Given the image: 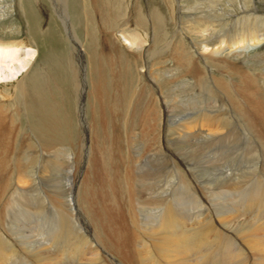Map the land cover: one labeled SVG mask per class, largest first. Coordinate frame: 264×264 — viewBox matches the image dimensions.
Returning <instances> with one entry per match:
<instances>
[{"label": "rangeland", "instance_id": "374dc122", "mask_svg": "<svg viewBox=\"0 0 264 264\" xmlns=\"http://www.w3.org/2000/svg\"><path fill=\"white\" fill-rule=\"evenodd\" d=\"M113 1L117 3H114ZM211 1H214V0H211ZM91 2L93 3V0H69V3H70L69 8H70L71 16L73 17L72 20L73 22L75 21L74 26L76 28V32L78 33L80 40L83 41L84 47L85 46L87 47L86 44H87L88 30L90 31V33H92L91 35L97 36V37H94L95 39L97 38L96 42H95V39L92 40V51L94 50L96 51V48H97L96 43L100 41L98 40L100 39L99 29L102 28L103 26L105 27L106 21L108 22V17L110 15V13L108 14V10L113 9L115 5L119 3V0H102V1L97 0L96 7H98V11L101 9L99 13L96 12L97 10L95 11L96 8H94L95 6L93 7L94 3L92 4ZM103 3L106 4L105 5L106 9ZM111 3L115 5H112ZM202 4L201 3L198 4V0H181L180 2L179 0H123L121 3V7L119 6L120 10L122 11V12L121 11L118 12L119 14L117 17L118 18L117 21L119 22L115 27L110 29L109 31L110 33L115 32L114 34H119L120 32H125L127 34H134L136 32L135 34H139V36L141 35L140 37L141 40H148L149 43L147 42L146 44L149 45L151 43V41H149L150 40L149 38L151 35H153L152 29L154 28V25H156V22H157L155 17H154L155 21L152 19L153 20L152 22V20L149 18V14L150 16H152L154 10H159L158 13H160L161 17L163 18L162 20L164 24L163 25L164 36L162 38H159L157 36L159 32L158 30H156L155 33H156L157 42L155 43L153 41L155 43V44L153 43L152 45L153 50L148 52L146 56L143 53H140V55L138 56L137 58V62L139 60L138 66L141 72L142 70L144 71L141 74L142 76L138 75V72H137L138 68H136L138 66L132 65L131 66L132 68H131L127 65L126 59H128V56L126 52L119 54L117 61L114 62L115 65L112 71H111L112 66H109L110 69H108L107 67V65L109 64L108 62H106L105 65H102L101 71L103 72V78H104L102 79L104 80V86H103L104 87V97H105L104 101H105L106 106L103 105L104 108L101 109V107H99L100 103L98 102L97 97L92 98L91 96L90 97L88 96V99L86 102V120H87L89 129H90L89 130V132L91 133L90 139L93 143L94 151L96 152V155L98 154V156H96V160L98 158L97 161L99 162V169H100L99 171H97L96 168L93 170L94 168L93 167L91 171L90 170L88 171L87 181L90 184V189H88V191H86L85 193L86 201H87L86 203L88 205V202H89L88 199L90 197L89 195L92 194L93 190H95L94 192L97 191L98 197H99L98 202H99V207H100V214L104 218L103 221H105L106 225L108 224L111 230H113L115 226L116 228H118V225H120L121 223L126 225L125 222L127 220L129 221V218H130L131 210H129L130 208L129 204H131V198L128 197L129 196L128 193L125 192L124 194L123 192V189L125 190L126 188L122 180V171L124 170V168H126V165L124 162L126 161L127 164H131L133 163V158H135V161L133 164H135L136 162V164L138 165L140 164L139 162H141V160L144 157L145 158L147 157V161H150L153 164V165L151 164V166L156 167V169L153 168L152 170V169H149L148 166L145 167L143 165H141V168L140 167L139 168H140V171L142 172L143 171L147 172L150 170V172L153 174L151 175L152 178H154L155 176L154 180H152V182L155 183V186L153 184V187H152V189L154 188L153 190L155 192L151 190L153 191L154 194L151 193V191H148L146 187L139 188L140 194L138 197H136L137 200H135V204L132 207L133 211H135L136 209L137 212L139 211L138 213L140 215L144 216V214H146L145 210L148 208L147 203L150 202L151 195H157L158 193L159 196L161 195L158 199L161 200L162 203H164L165 207L169 208L172 206L174 207L175 211L179 209V211L180 210L183 211L185 217H189V218H191L195 214H200V217H203L202 219L205 224L210 223L211 225H213V227L218 232L225 234L227 238L232 240L231 242L234 243V245L232 246L233 250L239 247L238 249L242 251L241 256L239 258L240 260L242 258V261H240V263L238 262L239 264H254V262H258V261H261L264 264V255H261L256 252H255L256 254L254 252H251L246 247V244L243 242L244 241V239H242L243 237L241 236V240L239 239L241 235V233L239 232L241 229V226L244 223H248V221H251V220H252L251 223L260 224L262 226V224H264V216H263L264 214L261 213L262 215H259V218L258 216H253V215L251 218V215L249 214H248L249 216L246 215V217L241 218L240 214H237V216H235L234 221L233 220L230 221V224L223 223L221 220H219V219L224 218L222 217V215H224L223 213L226 214L229 212L228 210L229 208H226L223 202L220 201V197L221 198L223 196L225 197L226 193L221 194L220 197L218 196V193L221 192L222 190V187H221L222 184L220 183H223V181L220 182L221 176H222V179L224 178L223 175L225 174L228 177L229 173H231L230 171L228 173V170L230 169L235 170V169L242 168L246 170V171H243L245 172L246 176L251 177L253 175L252 176L253 178L251 177V180L250 179L248 180L250 182H246L244 187H242L241 192L242 191L252 192V190L254 189L253 187L257 186L258 184L257 180L260 182H262L263 180L262 184L264 186V177H263L264 176V155L263 153H261V150L258 146L259 140L256 137V135L252 132V130L249 129V127L247 128V124L243 120L242 116H240V114L238 115V113L240 112L235 107L236 104L232 102L233 100H229L231 98H229L230 97L229 95H227L229 97L226 96V94L228 93V91H226L227 88L224 89L223 87L226 83H230L231 86L233 85V86L239 87V85L241 84V77L235 75L231 69L225 67L224 65L223 66L218 65L216 67L215 66L216 64H214L213 62H210L209 60L207 62H204L205 64H202L203 62L199 63L200 64L199 66L203 71V76L201 75L202 80L200 79L201 81L198 79L189 80L187 78H184L185 76L184 72L179 71L178 73V71L177 70L174 71L173 68L167 69L168 71L173 72V73L167 74L166 71L161 68L165 66L166 61H170V59H168L167 57L170 56L171 52L173 53V49L175 48L181 49V47L183 48L182 42L187 46L188 50H190L193 54L197 52L198 49H200L198 52L201 51V46H198V43H197L198 41L196 40L198 38V35L195 34L194 36V34L192 35L189 32V30H186V27H188L189 24H188V21L186 20L187 19L186 17L179 15L178 13L179 5L180 7L182 6L181 11L185 13L186 15L193 13L197 17L202 16V17H208L209 19H212L213 21L216 20L218 21V24H214V25L217 26L218 28H220L219 26L221 23L226 22V28L222 29V33H225V31H228V32L235 31V33L237 34L238 33L237 31H239L242 27V23L241 21L239 23H235V21L239 20L235 18L236 15H238L239 17H243L244 16L243 14L245 12H252L254 10L256 12L257 11L256 8H258L261 11V13L255 14V17L262 16V14L264 13V0H215L212 7H211V2H207L206 4L203 2ZM109 6L111 8H109ZM0 7L3 8L2 11H5L4 13L1 14L2 18H0L1 19L0 20V38L5 39V40H12V39L26 40L27 42H29V45H31L32 47L38 48L39 55H38L36 62L34 63L33 70L36 71V74L39 77H42L41 73H46L45 75L47 76V78L50 80V83H51L49 84V87L46 86L45 88H43L45 89V96H43L42 98H43V103L45 104L46 107L43 104L41 109H39V111L43 113L40 115H36L35 118L33 117L34 119L30 115H25V116L22 115L21 118L18 119V120L21 119L22 123L21 125H19L20 128L17 131L16 138L22 141L24 138L25 139L23 141L24 153L33 154V163L31 164V167H29L32 169L29 170L28 168L29 170L28 173L31 177H33L37 181V186L36 188H34V190H32L33 188L31 189L32 186L30 185L31 181L23 179L22 180L23 185L17 184L18 189L27 190L23 193L22 196H20V193L13 194V191H10L8 195L9 197H8L7 196L8 189L6 188L3 191V193H0V196H1L0 197V213H4V218L3 217L1 218L2 223L0 224V228H1L0 238L4 241L3 243L4 245L2 246V248L4 250H9V251L14 250L18 255H21L20 253L28 252V250L26 249H29V250L32 249L35 251H40V250L43 251V247L48 245L47 239L49 237L43 234V231L47 232V229L51 226L53 222V220L51 221V218H50L52 215V211L49 210L50 208L47 204L43 207V204L37 202V194L44 193V195H47V192H48L47 188H48L49 183H48V179H44V177H50L49 179L52 178L53 180L55 178H60V184L65 183V185L68 184V180H71V181L73 180L74 182V180L77 179V174L75 171L80 169L81 165L79 166L78 162L81 164L82 154H83L82 148H81L82 126H81V118H80L79 110H78L79 105H78V99H77V91L75 87V79L73 76V71L70 66L71 65V61H70L71 60L70 59L71 44L69 43V39H68L69 36L67 35L68 33L66 31L64 23L60 19V16L58 15V10L54 8L53 1L51 0H0ZM192 7H194L195 12L191 10ZM102 8L104 10H102ZM87 16H88V19L86 18ZM181 17L185 18V22H183L184 24L181 23L182 24L181 26L182 27L185 26V27L182 28L183 29L182 31H178V25L180 23L179 22L180 19L181 21L184 20V18L182 19ZM131 19H133L132 27L129 24H127V22H130ZM140 19L142 21H140ZM245 19L249 20V18L247 17ZM100 20H102V23H100L101 22ZM253 22L255 23V21ZM93 33H97V34L94 35ZM174 37H175V41H174L175 44L173 43L171 46L167 47V44H171V41H173ZM214 44H217V43L213 42L211 43V46L209 47L212 48ZM111 47H113V49H116V50L118 49L121 50L119 43L116 41L111 43ZM86 49H89V48L87 47ZM185 49L186 47L184 48V50ZM173 55L174 53L172 54L171 58L173 57ZM262 55H264V45H261L258 48L254 47L252 52H250V55L246 54L245 56L240 57L239 59L233 58L234 59L233 62L237 63L241 67H244L249 74L251 73V75L254 76V78L256 77L255 80L253 79V81L255 82L253 83V86L255 85L257 89H261L264 91V59H262L264 58V56ZM84 61H85L84 73L86 74L85 76L86 79H88L89 78V67H88V63L86 62L87 58L84 59ZM167 63L168 62H166V64ZM96 65L98 64L96 63ZM94 67L96 69V66ZM152 69L153 70L155 69V70L153 71ZM206 71L208 75L206 74ZM204 72L206 75H204ZM182 73L184 74V76H182L183 75ZM211 78L214 80L216 84L218 83V85H220V88H216ZM146 80L147 82H149L150 80V82H153L152 84L157 87L158 90L156 91L159 93H157L156 98L151 94V88L148 86L150 83L146 84L147 83V82L145 83ZM170 81H172L171 84L170 83L168 84V82ZM174 81L176 83H173ZM41 83L43 82L41 81ZM196 83H198L197 87H196ZM167 84L169 85L168 87H167ZM90 86H91V80L89 82V88ZM221 86L223 87V89ZM39 88L42 89L41 85H39ZM91 88H90V91H93L91 90ZM115 88L117 89V92L115 91ZM107 92H108V95L106 94ZM136 92H137V95H136ZM221 93H223V95ZM120 94L126 100L122 102L121 104V100L120 102H118V99H117L115 103V98H117V96ZM134 94L136 96H134ZM133 96H134V99H132ZM208 96L209 98H207ZM94 98H96V100ZM199 98H201V100ZM196 99L197 101H195ZM130 100H133V101H130ZM213 101L214 102L216 101L218 104L214 103ZM130 102H131V105H130ZM182 103H184V105H182ZM128 105H130V107ZM233 106L235 109L233 108ZM205 109H207L209 112H212V113L214 112L215 114H221V115L222 113L223 115L225 114L223 118H226L227 120L229 119V122L231 123L226 121L228 125H226L224 129H221L219 131H216L215 129V131L217 132L216 134L220 135V138L223 139V142L220 143L219 147H212L210 149L206 148V150L204 149L205 151L203 153L208 154V155L206 159L204 158L201 160V159H197L196 156L193 155V148H192L193 146H191L193 145L191 143L192 139H190L189 137L187 139H184L185 134H182L181 131L179 130V127L177 126H178V122H180V120L186 117H189L196 113L202 114L203 112H208ZM218 109H219V112H217ZM202 115L204 116L205 113H203ZM126 116H128V121H125V119L127 118ZM233 125L235 126L234 127L235 130L233 128ZM236 128H239V129H236ZM248 129H249V132H248ZM234 131L235 133H233ZM30 134L33 135L34 141H30V136H31ZM37 134L40 135L41 140L37 137ZM251 134L253 135V137ZM23 135H26V136H23ZM41 135L44 138H42ZM27 136L28 138H26ZM203 136L206 137V135H203ZM231 137L233 139L235 138V140L232 141ZM36 138L38 141H36ZM207 139L210 140V138L199 137L195 139L194 142L198 143L197 147H199V145H201ZM41 141L43 142V144L41 143ZM225 141H227L226 144L229 143L227 146L225 144ZM231 142H234V143H231ZM235 142H237V144ZM173 143H175L176 145L175 144L173 145ZM249 143L251 144L249 145ZM19 144L21 143H16L15 147H18ZM230 144L231 145L233 144V145L231 146ZM174 147H176L177 149ZM197 147L196 149H198ZM252 147L254 150L252 149ZM41 148H43L44 154L46 152H53L54 154L56 150L61 149L62 153L59 152L58 154L59 156H57L56 158L57 160H61V162L64 159L63 161L65 162V165H64V168L60 172L55 173L53 170L49 171L48 169H46L48 171H45V172L43 170L41 171L39 170L42 165V160L40 157H38L39 155H36L34 157V153L36 151L41 153L42 151ZM217 149L221 150L220 151L221 154L218 152V157H216L217 154L213 153L215 151H218ZM249 154L253 156H250ZM50 157H52V155H50ZM83 157H84V154H83ZM129 157L131 160L129 159ZM242 157L244 159H242ZM19 158L20 160L25 161L26 155L22 153ZM212 158H216L215 161H213L217 165L216 167L210 166L211 163L207 164L206 162V161H209L210 159L212 160ZM252 158H253V161L256 160L257 162L255 161L254 163L252 161ZM129 160L131 162H129ZM52 161H53V158H52ZM250 162H252L254 165L257 163L256 165L258 166L256 165L252 166ZM141 164H144V162ZM19 165L21 164L19 163ZM165 165H167L166 168H165ZM208 165L210 166V168ZM218 165L219 166L222 165L224 167H219ZM259 166L261 169L259 168ZM209 169H214V170L208 171ZM247 169H250V175ZM257 169H260V170H257ZM257 171H258V174H257ZM204 172L206 173L203 174ZM253 172L254 174L256 172L255 176L254 174H251ZM243 174L239 172L237 173V175H242V176ZM132 175H133V172H132ZM183 176L185 177L183 178ZM186 176L188 178H186ZM194 176L196 177V179H194L195 178ZM260 176L263 179H261ZM167 177H171V178H167ZM168 179L170 180L167 181ZM216 179H220V180L217 181ZM147 180L149 181L150 179H147ZM147 180L145 181V183L148 182ZM245 181L247 180H244V182ZM169 182H172V184ZM184 182L185 184L183 185ZM241 182H242L241 179H239L238 181H236V183L232 184V186H230L229 189L238 188V185H240ZM19 183H21V181ZM115 183L117 185H115ZM130 183H132V179H130L129 185H131ZM156 183H157V187H156ZM139 185L140 184H138V186ZM114 186L117 188L119 187V188L114 189ZM51 187H52V183H51ZM82 188L83 187H81L82 193L80 195L85 197ZM110 188H112V190ZM248 189L249 190L251 189V191H249ZM191 191H194V193ZM99 192L102 194V196L103 194H105L104 195L105 197L102 198ZM11 196H13V200L16 201L15 202L16 204L10 203L9 198ZM125 196H126L127 201L124 199ZM179 196H181V198ZM236 196L238 195L236 194ZM226 197H230V195L228 194ZM101 198L104 200L101 201L100 200ZM242 198L245 199L246 197H242ZM242 198L238 197L236 198L234 203L230 202V205H233L232 210L234 212L236 211V209L234 208H237L238 203L239 202L242 203V201H244L242 200ZM231 200L232 201L234 200L233 197L231 198ZM79 201H77V203L80 206L81 201L80 202ZM5 203L8 204L9 206L6 205ZM235 203L237 205H235ZM192 204H195V205L199 204V205H197L196 207L195 205H192ZM40 205H42L43 209H41ZM168 205H171V206H168ZM240 205H243V204H240ZM216 207L219 208L221 211H219L218 209H213ZM242 208L243 207H240L241 210ZM219 216H221V218ZM236 217L237 218L240 217L241 218L240 220L242 221V223L239 221V219L237 220ZM215 218H217L216 220L218 222L214 221ZM86 221L92 227L93 222H91L89 219L87 220L86 218L85 221L83 222L86 225H87ZM237 223L241 225L240 228H237V225H236ZM44 224H47V226H44ZM218 225H220V227ZM4 227H6V229ZM75 227L77 229H80V227L77 226L76 224H75ZM82 228L84 231L82 229L80 230H82V234L84 238L87 239L88 243H90L88 248L93 247L92 249L97 251L98 250L97 244L93 242V239L91 238L92 236H90V234L87 235L88 230L86 229V226L84 224H82ZM92 229L94 230V235L98 236L99 240L103 243V246L105 247V249H108V251L111 252L113 257L117 259V261L124 262L118 256H116L111 250L109 244L107 243L105 233L101 231L100 229H97L95 224H93ZM130 229L131 231L133 230L131 227ZM228 232H230V234ZM237 232H239L238 234L240 235H236ZM232 233L233 234L235 233V234L233 235ZM7 234H10V236ZM13 235H15L16 237ZM24 235H27V236H24ZM8 237H11L12 239ZM24 240L25 241L27 240V243H25ZM28 240H31L32 242ZM237 241H240V242H237ZM35 242L36 243L38 242L37 248H36ZM235 243H238V244L236 245ZM9 247H11V249H8ZM61 247L63 248V244H57L55 249L52 250L50 254L52 255L54 254L53 255L54 257L61 256L62 255ZM233 250H231V252H233ZM218 252L222 253V248L218 250ZM209 257L211 258V255ZM191 258H194V257L191 256ZM211 259L212 261L221 262L220 264H228V263L231 264L229 261L224 262L222 257L214 256V258L212 257ZM67 262L68 261H63V263H67ZM57 263L60 264L59 262ZM68 264H72V263L68 262ZM234 264H237V262H235Z\"/></svg>", "mask_w": 264, "mask_h": 264}, {"label": "bare ground", "instance_id": "6f19581e", "mask_svg": "<svg viewBox=\"0 0 264 264\" xmlns=\"http://www.w3.org/2000/svg\"><path fill=\"white\" fill-rule=\"evenodd\" d=\"M51 1H53V3H54V8L56 10H58V15L60 16V19L64 23V26H65L66 31L68 33L67 35L69 36L68 37L69 43L71 44V54H70L71 65L70 66H71V69L73 71V76L75 79V87H76V91H77V99H78V105H79L78 110H79V115L81 118V126H82L81 148H82V153L84 154V157L82 154V162L80 161L81 164L78 162L79 166L81 165L80 169L79 170L75 169L76 170L75 172L77 174V179H75L74 182H73V180L72 181L68 180V184L65 185V183L60 184V178H55L53 180L52 178L49 179L50 177H44V179H48V183H49L48 188H47L48 192L46 191L47 195H44V193L37 194V202L43 204V207L47 204L50 208L49 210L52 211V215L50 218H51V221L53 220V222H52L51 226L47 229V232L43 231V234H45L46 236H48L50 238V239L49 238L47 239L48 245L43 247V251L42 250L35 251L32 249L31 250L26 249V250H28V252L20 253L21 255H18L14 250H10V251L4 250L2 248V246L4 245L3 244L4 241L0 238V264H14V263H16V264L17 263L18 264H42V263L43 264H53V263L58 264L57 262H59L60 264H68V262H70L72 264H125V263L126 264H220L221 262L212 261L211 258L212 257L214 258V256L222 257L224 262L229 261L231 264H234L235 262H237V264H239L240 261H242V258H241V260L239 259L241 256V252H242L241 250L238 249L239 247L237 249L233 250L232 246L234 245V243L231 242L232 240L227 238V236L225 234L218 232L213 227V225H211L210 223L205 224L203 219H202L203 217H200V214L194 213L195 215L191 217L193 219H191L189 217H185L183 211H181V210L179 211V209L175 211L174 207L171 206L172 204L168 205V206H171L172 208L171 207H169V208L165 207L164 203H162L161 200L158 199L161 196V195L159 196L158 193H157L158 196L157 195H151L150 202L147 203L148 205L146 204L148 208L145 210L146 214H144V216L140 215L138 213L139 211L137 212L136 209H135L136 212L133 211L132 207L135 204V200H137L136 197H138L140 194L139 188L146 187L148 191H151L154 189V188L152 189L153 184L155 186V183L152 182V180H154L155 176H154V178H152L151 175H153V174L150 172V170L147 172L140 171L141 165H143L145 167L148 166V168L152 169V170H153V168L156 169V167L151 166L152 163L150 161H147V157L146 158L144 157L141 160V162H139L140 164H138V165L136 164V162H135V164H133L135 161V158H133V163H131L133 165L127 164L126 161L124 162L126 165V168H124V170L122 171V180H123L126 188H125V190L123 189V192H124V194H125V192L128 193V195H129L128 197L131 198V204H129L130 205L129 210H131L130 211V218H129V221L127 220L125 222L126 225L121 223L120 225H118V228H116V226H115L116 224H115L114 225L115 227L113 228V230L110 229L108 224L106 225L105 221H103L104 218L100 214V207H99V202H98L99 197H98L97 191L94 192L95 190H93L92 194L89 195L90 197L88 199L89 202L87 205L85 193H86V191H88V189H90V184L87 181L88 171L89 170L91 171L93 167H94L93 170L95 168L97 171L100 170L99 169V162L97 161L98 158L96 160V156H98V154L96 155V152L94 151V146H93V143L90 139L91 138L90 137L91 133L89 132L90 129H89V126H88L87 120H86V102H87L88 96L89 97L91 96L92 98L97 97V100L100 103L99 107H101V109L104 108L103 105H105V101H104L105 97H104V87H103L104 86V80H103L104 78H103V72L101 71L102 65H105V63L108 62L109 64L107 65V67H108V69H110L109 66H112L111 67V71H112L113 67L115 65L114 62L117 61L119 54L126 52L127 56H128V59H126L127 65L129 67H131L132 65L138 66L139 60L137 62V58L140 55V53H143L146 56V54L148 52L153 50V48H152L153 43L157 42L155 31L158 30L159 34L157 36L159 38H162L164 36V32H163V25L164 24H163V20H162L163 18L161 17V14L158 13L159 10H154L152 16H150V14H149V18L151 20L152 19L154 20L156 18V21H157L156 25H154V28L152 27L153 28L152 29L153 35H151L149 38L150 39L149 41H151V43L149 45L146 44L148 42V40H141L140 39L141 35L139 36V34H135L136 32L135 33L133 32L134 34H127L125 32H120L119 34H114L115 32L110 33L109 32L110 29L115 27L119 22V21H117L118 20L117 17L119 14L118 12L121 11L119 6L121 7V3L123 0H121V1L119 0V3L117 5L112 4L113 2L117 3L115 1H113L111 4L115 5V7L113 8V6H112L113 9L108 10V14L110 13V15L108 17V22L106 21L105 27L103 26L102 28L99 29L100 30V34H99L100 39H98V40H100V41H98L96 43L97 44L96 51L95 50L92 51V40L95 39L94 37H97V36L91 35L92 33H90V31L88 30V32H87V44L86 45L89 49H86L87 47L86 46L84 47L83 41L80 40L78 33L76 32V28L74 26L75 21L73 22V20H72L73 17L71 16V13H70L69 0H51ZM180 1L181 0H179V2ZM203 2L205 4L207 2H211V7H212L215 0L214 1L198 0V4H200V3L202 4ZM93 3H94L93 7L95 6L94 8H96L95 11L97 10L96 12L99 13L101 9L98 11V7H96L97 6L96 5L97 0H93ZM105 5L106 4H104V7H105ZM11 8H12V6H11ZM109 8H111V7L109 6ZM105 9H106V7H105ZM2 10H3V8L0 7V18H2L1 14L5 12ZM102 10H104V9L102 8ZM181 10H182V6L180 7V5H179V10H178L179 15L186 17L187 18L186 20L188 21V24H189V26L186 27V30H189V32L192 35L194 34V36H195V34L198 35V38L196 40L198 41L197 42L198 46H201V51L198 52L200 49L197 48L198 51L193 54L190 50H188L187 46L182 42L183 48L181 47V49H178V48L173 49V53H174L173 57L171 58V56L173 54L171 52L170 56L167 57L168 59H170V61H166L168 63L166 64V62H165V66L161 67V68L164 69L167 74L173 73L172 71L167 70V69L173 68L174 71L177 70L178 73H179V71L184 72L185 76L182 73L183 74L182 76H184V78H187L189 80H194V79H198V80L201 79L202 80L201 75L203 76V71L200 68L199 63L203 62L202 64H205L204 62H207L209 60L210 62H213L214 64H216L215 65L216 67L218 65H222V66L224 65L225 67L231 69L235 75L241 77V84L239 85V87H236L233 85L231 86L230 83H226L223 86L224 89L227 88L226 91H228V93L226 92L227 94L226 93L225 94H226V96L227 95L230 96V97L229 96H227V97L231 98L229 100H233L232 102L236 104L235 107L240 112V113H238V115L240 114V116H242L243 120L247 124V128L249 127V129H251L252 132L258 138V140H259L258 146L261 150V153H263V155H264V91L261 89H257V87H255V85L253 86V83H255L253 81V79L255 80L256 77L254 78V76L251 75V73L249 74L244 67H241L237 63L233 62V60H234L233 58L239 59L240 57H243L246 54L250 55V52H252L254 47L258 48L259 46L264 45V13L260 17L256 16L257 17L256 18L255 14L261 13V11L258 8H256V10H257L256 12H255V10L252 12H245L243 14L244 15L243 17H239L238 15H236L235 18H237L239 20L235 21V23H239L240 21L242 23L241 29L239 31H237L238 33L236 34L235 31H233V32L225 31V33H222V29L226 28V22L221 23L220 26L218 25L220 27V28H218L217 26L214 25V24H218V21H216V20L213 21L212 19H209L208 17H202V16L197 17L193 13L186 15ZM191 10L194 11L195 10L194 7H192ZM88 16L86 17L87 19H88ZM180 16H178V17H180ZM3 17H4V15H3ZM246 17L249 18V20L245 19ZM121 18H123V17H121ZM153 20H152V22H153ZM252 20L255 21V23ZM100 21H101L100 23H102V20H100ZM132 21H133V19H131L130 22H127V24H129L131 27L133 26ZM140 21H142V20L140 19ZM179 22L180 23L178 25V31H182L183 30L182 28H184L185 26L182 27L181 23L185 22V18L183 21H181V19H180ZM140 26H142V25H140ZM217 28H218V30H217ZM11 33H13V32H11ZM128 33H129V31H128ZM93 34L96 35L97 33H93ZM99 36H98V38H99ZM96 39H95V42H96ZM114 41L119 43V46L121 49V50L118 49L119 52H118V50L113 49V47H111V43H113ZM174 41H175V37H174L173 41H171V44H167V47L171 46L173 43L175 44ZM194 41H195V39H194ZM213 42H215L217 44H214L213 47L210 48L209 46H211V43H213ZM93 44H95V43H93ZM176 47H177V45H176ZM185 47H186V49L184 50ZM195 47H196V45H195ZM156 54H154V55H156ZM38 55H39L38 48L32 47L31 45H29V42H27L26 40H18V39L5 40V39L0 38V193H3V191L6 188V189H8L7 196L9 195L10 191H13V194L14 193H18V194L20 193V196H22L23 193L25 191H27L25 189H18L17 188V186L19 184L23 185L22 184L23 179L31 181L30 185L32 187L31 186L30 187H31V189L33 188L32 190H34V188H36V186H37V181L33 177H31L28 173L29 170L32 169L29 167H31V164L33 163V154L24 153L23 141L25 139L23 138V141L18 140V138H16V135H17V131L20 128L19 125H21V123H22L21 119L20 120H18V119L21 118L22 115H24V116L30 115V116H32V118L33 117L35 118L36 115H40L43 113V112L39 111V109H41V107L44 104L42 97L45 96V89H43V88H45L46 86L49 87V84H51L50 80L45 75L46 73H41L42 77H39L36 74V71L33 70L34 63L36 62ZM262 56H264V55H262ZM259 57H261V56H259ZM86 58H87L86 62L88 63V67H89V78L88 79H86V77H85L86 74L84 73V68H85L84 59H86ZM262 59H264V58H262ZM96 63L98 65H96ZM94 66H96V69ZM136 68H138V70H137L138 75L142 76L141 74L144 71L142 70V72H141L139 66ZM97 69H99V70H97ZM206 74L208 75L207 71H206ZM206 74L204 72V75H206ZM211 79H209V80H211ZM90 80H91L90 88L92 87L91 90H93V91H90V88H89ZM176 80H178V79H176ZM41 81L43 83H41ZM172 81L168 82V84L169 83L171 84ZM146 82H147V80L145 81V83ZM212 82L216 86V88H220V85H218V83L216 84L213 79H212ZM152 83L153 82H150V80H149V82H147L146 84H149L148 86L151 88V94L156 98L157 93H159V92L156 91L158 89ZM173 83H176V82L174 81ZM154 84H156V83H154ZM168 84H167V87L169 86ZM197 84L198 83H196V87L198 86ZM39 85H41L42 89L39 88ZM157 86H158V84H157ZM257 86H258V84H257ZM223 87H222V89H223ZM220 90H219V92H220ZM113 91H114V89H113ZM115 91L117 92L116 88H115ZM93 92H94V94H93ZM137 92H136V95H137ZM123 93H124V91H123ZM223 93H221V94L223 95ZM106 94L108 95V92ZM136 95L134 94V96H136ZM134 96L132 99H134ZM209 96H210V94H209ZM209 96L207 98H209ZM94 99L96 100V98H94ZM117 99H118V102H120V100H121V104H122V102H124L126 100L125 98H123V96L121 94L118 95L117 98H115V103H116ZM199 99L201 100V98H199ZM130 101H133V100H130ZM195 101H197V99ZM223 101H225V100H223ZM205 102H207V101H205ZM195 103H197V102H195ZM214 103H217V102L215 101ZM230 104H232V103H230ZM130 105H131V102H130ZM130 105H128V106L130 107ZM182 105H184V103H182ZM44 106H45V104H44ZM121 106H123V105H121ZM179 106H180V104H179ZM166 108H168V107H166ZM233 108H234V106H233ZM207 109H208V107H207ZM207 109H205V110H207ZM217 112H219V109ZM203 113H205L204 116L202 115ZM203 113L202 114L196 113V114H193L189 117H186V118L180 120V122H178V126H177V127H179V130L181 131V133L185 134L184 139H187L188 137L190 139H192L191 143L193 145H191V146H193L192 147L193 148V155L196 156L197 159H201V160L204 158L205 159L207 158L208 154L203 153L206 150V148L210 149L212 147H219L220 143L223 142V139L220 138V135L216 134L217 133L216 131L224 129L225 126L228 125V123L226 121L229 122V119L227 120L226 118H223V116L225 115V114L223 115V113H222V115L221 114H215L214 112L212 113L209 111L203 112ZM234 113H235V111H234ZM181 116H182V114H181ZM126 117L127 118L125 119V121H128V116H126ZM242 118H241V120H242ZM44 119H45V117H44ZM229 123H231V122H229ZM234 125H233V128L235 127ZM155 128H156V126H155ZM43 129H44V127H43ZM215 129H216V131H215ZM236 129H239V128H236ZM244 129H245V127H244ZM249 129H248V132H249ZM234 130H235V128H234ZM233 133H235V131ZM24 134H25V132H24ZM30 135H29L30 141H34L33 135L32 134H30ZM203 135H206V137ZM23 136H26V135H23ZM37 137L41 140V137L39 134H37ZM199 137L210 138V140L207 139L205 142H203L201 145H199V147H197L198 143H196L194 141H195V139H197ZM252 137H253V135H252ZM26 138H28V136ZM42 138H44V137L42 136ZM233 140H235V138L234 139L232 138V141ZM36 141H38L37 138H36ZM170 142H172V141H170ZM226 142L227 141H225V144H226ZM16 143H21V144H19L18 147H15ZM41 143L43 144L42 141H41ZM175 143H173V145ZM231 143H234V142H231ZM235 143L237 144V142H235ZM228 144H226V146ZM236 144H234V145H236ZM250 144L251 143H249V145ZM230 145H229V147H230ZM196 147L198 149H196ZM253 147H252V149H253ZM174 148H176V147H174ZM41 150H42L41 153H39L37 151L34 153V157L36 155H39L38 157H40L42 160V165L39 169L40 171L43 170L45 172L48 170L49 171L53 170L55 173H57V172H60L64 168V165H65V162L63 161L64 159L61 162V160H57V158H56L57 156H59L58 154H59V152H61V149L56 150L54 152V154H53V152H46L44 154L43 148H41ZM185 150H187V149H185ZM220 151L221 150H218V151H215L213 153L217 154V156L216 155L215 156L218 157V152L220 153ZM222 151H224V150H222ZM22 153L26 155L25 161H22L19 158ZM50 155H52V157H50ZM103 156H104V154H103ZM225 156H223V157H225ZM250 156H253V155H250ZM130 157H129V159H130ZM243 157H242V159L245 158V157L244 158ZM52 158H53V161H52ZM249 158H251V157H249ZM215 159L216 158H212V160L210 159L209 161H206V162H207V164L211 163L210 166L216 167L217 165L213 162V161H215ZM130 160H129V162H131ZM201 160H200V162H201ZM249 160H251V159H249ZM252 161H253V158H252ZM255 161L256 160H254L253 162L255 163ZM143 162H144V164H141ZM19 163L21 165H19ZM23 163H24V165H23ZM250 164H252V166L254 165L252 162H250ZM129 165H131V166H129ZM166 166L167 165H165V168H166ZM210 166H209V168H210ZM256 166H258V165H256ZM219 167H224V166L220 165ZM28 168H29V170H28ZM253 168H255V167H253ZM259 168H260V166H259ZM46 169H48V170H46ZM260 169H257V170H260ZM210 170H214V169H209L208 171H210ZM235 170H237V171H235ZM235 170L234 169L228 170V173H229V171L231 172V173H229L228 177L225 174L226 176L223 175L224 176L223 179H222V176H221V180L216 179L217 181L220 180V182L223 181V183H220V184H222V186H221L222 190H221V192L218 193V196L220 197V195L223 193L224 194L226 193V196L228 194L230 195V197L225 196L226 198L224 196H223L224 198L220 197V201L223 202V204L225 205L226 208H229L228 209L229 212L226 214L223 213L224 215H222V217H224V218L219 219V220H221L223 223H227V224H230L231 220L234 221L235 216H237V214H240L241 218L246 217V215L247 216L251 215V218H252V215L258 216V218H259V215L264 214V186L262 184L263 180H262V182L257 180L258 184H257V186L253 187L254 189L252 190V192H245V191L241 192L242 187H244L246 182H250L248 180L249 179L251 180V177L253 175L251 177L246 176L245 172H243L246 170L242 169V168L235 169ZM247 170L249 171L248 173L250 175V169H247ZM132 172H133V175H132ZM235 172H236V174H235ZM238 172L241 174L244 173L243 176L237 175ZM98 173H100V172H98ZM171 173H172V171H171ZM205 173L206 172H204L203 174H205ZM167 174H169V173H167ZM203 174H202V176H203ZM208 174H210V173H208ZM251 174H254V172ZM255 174H256V172H255ZM255 174H254V176H255ZM257 174H258V171H257ZM184 177L185 176H183V178ZM42 178H43V176H42ZM167 178H171V177H167ZM186 178H188V177L186 176ZM197 178H199V177H197ZM130 179H132V183H130L131 185H129ZM147 179H150V180L148 181ZM160 179H161V177H160ZM164 179H165V177H164ZM194 179H196V177ZM239 179H241L242 184L240 183V185H238V188L229 189V187L232 186V184L236 183V181H238ZM261 179H263V178L261 177ZM146 180L148 181L147 183H145ZM169 180L170 179H168L167 181H169ZM182 180H184V179H182ZM244 180H247V181L244 182ZM20 181H21V183H19ZM143 181H144V183H143ZM184 181H186V180H184ZM45 182H47V181H45ZM51 183H52V187H51ZM157 183H156V187H157ZM169 183L172 184V182H169ZM138 184H140V185L138 186ZM184 184H185V182L183 183V185ZM217 184H218V182H217ZM115 185H117V184L115 183ZM167 185H169V184H167ZM210 186H211V184H210ZM66 187H67V189H66ZM81 187H83L82 190L84 192L85 197L80 195L82 193ZM115 188H117V187L114 186V189ZM110 189L112 190V188H110ZM251 189L250 190L248 189V190L251 191ZM36 190H38V189H36ZM116 190H115V192H116ZM217 190H218V188H217ZM217 190H215V191H217ZM153 191H151V193H153ZM184 192H186V191H184ZM191 192L194 193V191H191ZM13 194H11V195H13ZM236 194L238 196H236ZM104 195L105 194H103V196H102V194H101L102 198L105 197ZM126 196L124 198L125 200H126ZM179 197L181 198V196H179ZM232 197L234 199L233 201L231 200ZM238 197H240V198L246 197V198L245 199L242 198V200H244V201H242V203H240V202L239 203L243 204V205H240L238 203L237 208H234V209H236V211L234 212L232 210L233 205H230V202L234 203L236 198H238ZM102 198L100 199L101 201L104 200ZM9 199H10L11 204L16 202L13 200V196H11ZM105 199H107V198H105ZM77 201H79L81 203V204L79 203L80 206L78 205ZM105 201H107V200H105ZM126 203H128V202H126ZM6 205H8V204H6ZM192 205H195V204H192ZM197 205H199V204H197ZM197 205H195V206L197 207ZM235 205H237V204L235 203ZM40 206H41V209H43L42 205H40ZM127 207H129V206H127ZM150 207H152V208H150ZM202 207H203V205H202ZM240 207H243L242 210L240 209ZM112 208H114V207H112ZM143 209H145V208H143ZM213 209H218L219 211H221L217 207L213 208ZM53 210L55 213L53 212ZM126 210H128V209H126ZM214 211H216V210H214ZM219 211H218V213H219ZM114 212H115V210H114ZM223 212H225V211H223ZM204 215H206V214H204ZM216 215H217V213H216ZM2 217L4 218V213H0V224L2 223L1 222ZM219 217L221 218V216H219ZM240 217L239 218L236 217V219L237 220L239 219V221L242 223V221L240 220L241 219ZM86 218H87V220L89 219L91 222H93V224H95L97 229H100L101 231H103L105 233L107 243L109 244L111 250L113 251V253L116 256H118L125 263L117 261V259H115L113 257L111 252H109L108 249H105V247L103 246V243L99 240L98 236L94 235L95 228H94V230L92 229L93 224L90 223V224H92V227H91L87 221H86L87 225L85 223H83ZM216 219L217 218H215L214 221L218 222ZM247 221H245V222H247ZM127 222H128V224L130 222L129 226H128ZM251 222H252V220L248 221V223H244L242 226L239 225V223H237L236 224L237 228H240V226H241V229L239 231L241 233V235L238 234L239 232H237L236 235H240V237L238 236L240 240H241V236L243 237L242 238V239H244L243 242L246 244V247L251 252H254V253L256 252V253H259L261 255H264V224H262V226H261L260 224H255V223H251ZM75 224L77 226H79L80 229H82V230H83L82 224H84L86 226V229L88 230L87 235L90 234V236H92L91 238L93 239V242L97 244V249H98L97 251L92 249L93 247L88 248L90 243H88L87 239L84 238V236L82 234V230L77 229L75 227ZM220 225H218V226L220 227ZM238 225H239V227H238ZM44 226H47V224H44ZM130 227L133 229L132 230L133 232L131 231ZM4 228L6 229V227H4ZM224 230H225V228H224ZM17 231H19V230H17ZM96 231H98V230H96ZM9 233H10V231H9ZM228 233L230 234V232H228ZM7 235L10 236V234H7ZM13 236H15V235H13ZM24 236H27V235H24ZM39 236H40V234H39ZM8 238H11V237H8ZM236 238H237V236H236ZM28 241H31V240H28ZM237 242H240V241H237ZM25 243H27V240L25 241ZM25 243H24V245H25ZM37 243H36V248H37ZM39 244H41V243H39ZM45 244H47V243H45ZM57 244H63V248L61 247L62 248V252H61L62 255L54 257L53 256L54 254L52 255L50 253L52 252V250L55 249ZM235 244L237 245L238 243H235ZM20 245H22V244H20ZM92 245H93V243H92ZM4 247H6V246H4ZM221 248H222V253H219L218 250H220ZM8 249H11V247H9ZM14 249H15V247H14ZM231 250H233V252H231ZM214 253H216V254H214ZM210 255H211V258L209 257ZM191 256L194 258H191ZM260 258H261V256H260ZM63 261H68V262L63 263ZM254 264H263V263L261 261H258V262H254Z\"/></svg>", "mask_w": 264, "mask_h": 264}]
</instances>
